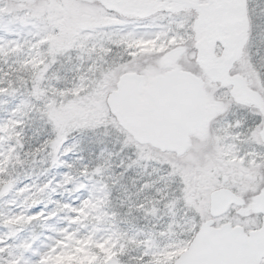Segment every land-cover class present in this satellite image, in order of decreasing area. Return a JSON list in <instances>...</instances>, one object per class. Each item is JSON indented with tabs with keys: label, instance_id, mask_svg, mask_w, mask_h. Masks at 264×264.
<instances>
[{
	"label": "snow or ice",
	"instance_id": "6c2138e0",
	"mask_svg": "<svg viewBox=\"0 0 264 264\" xmlns=\"http://www.w3.org/2000/svg\"><path fill=\"white\" fill-rule=\"evenodd\" d=\"M55 6L56 0H24L26 13L20 22L28 26L32 39L23 44H0V55L12 50L7 44L20 51L28 45L19 70L27 73L25 88L31 86L27 97L0 122V136L15 124V143L23 147V117L38 116L48 133L43 145H50L53 154L63 144L76 146L79 141L85 147L100 148V162L80 167L78 183L71 171L63 174V186L72 182L76 188L77 203L52 200V208L36 211V201L28 204L27 210L21 209L18 215L26 217V223L49 221L60 210L67 211L68 224L57 230V237L46 236L54 243L44 251L35 245V238L20 235L22 225H12L10 217L0 219V228L7 229L0 231V264H49L70 231L77 238H87V233L81 234L72 225L81 223L76 217L89 203L98 204L100 218L115 225L117 213H107L116 179L107 171L114 154H127V159L121 160L125 167L146 170L148 179L135 198L127 201V212L142 216L149 230L129 236L114 227L99 238L94 264H124L121 256L126 245L113 247L109 254L100 250L102 240L110 237L135 244L139 254L131 258L133 264H264V0H100L106 16L91 29L94 39L76 41L72 87L88 84L79 94L86 97L94 89L102 90L114 74L119 77L128 72H135L142 83L151 65L138 67L141 56L152 58L156 67L162 65L167 75L157 82L152 102L161 110H179L173 134L181 143L163 152L156 148L151 154L125 139L106 97L104 105L111 122L85 123L69 130L56 118L61 100L79 98L64 95L56 83L64 79L58 75L57 60L66 55L55 43L58 22L38 15ZM196 30L205 33L203 44L195 43ZM189 57L190 62L185 63ZM34 58L39 62L35 68L29 65ZM66 59L73 58L66 55ZM8 75L0 68V85ZM126 90L122 82L120 93ZM0 94H8V89L0 87ZM115 133L118 147L110 150L107 145ZM57 161L54 155L53 165ZM143 161L151 162L150 171ZM74 165L67 167L72 170ZM90 179L92 190L85 183ZM10 190L24 194L23 186L17 188L9 182L0 187V196ZM10 239L18 243L13 246ZM222 241L230 246L219 247ZM177 247L188 251L166 258Z\"/></svg>",
	"mask_w": 264,
	"mask_h": 264
},
{
	"label": "trees",
	"instance_id": "16d2710c",
	"mask_svg": "<svg viewBox=\"0 0 264 264\" xmlns=\"http://www.w3.org/2000/svg\"><path fill=\"white\" fill-rule=\"evenodd\" d=\"M1 5L2 4L0 3V7ZM13 15L16 17H22L23 12L15 9L13 10L12 16ZM2 33L3 31H0V34ZM14 35V33L10 32V34H5L4 37L0 36V38L14 41ZM31 39L32 37L27 40ZM25 40L26 38L19 42L23 44ZM10 45V49L12 50L7 51L6 55H0V68H3L10 73V75L4 78L5 83L0 85V87L8 89V97L4 104L6 107L0 106V115H4V113L7 112L8 114L1 122L10 116L14 105H16L21 99L27 97V89L23 83L27 73L19 69H21V62L28 53L29 48L27 44H24L23 51H20L19 49H14L12 44ZM17 50H19V52H17ZM61 63H63V67L60 66ZM74 63L75 56L72 60L65 58L62 59V56L59 57L57 60V67L59 68L58 75L66 79L69 74V78H73L75 76V71L72 70ZM29 65L33 68L38 67V58L29 61ZM25 67H28V65H25ZM14 69H17V71H14ZM62 70L64 73H62ZM62 82L63 79L56 82L58 88L59 86L62 87ZM20 132L22 133L20 139L22 140L23 147H20L15 143V140L17 139L15 124L9 127L5 135L0 136V155H3V160L0 161V185L12 178L18 181L19 179H26L30 176L37 178L38 182H44L50 179L53 175L58 176L69 171H71L73 181L78 183L81 180L80 167L85 164L91 167L100 162L95 155L97 150L87 148L81 153L74 149L68 154L57 155L58 164L53 165V156H48L46 154L47 148L50 145L47 147L43 145L44 135L48 133L43 128L38 116H33L32 119L23 117V124L20 128ZM60 160L66 161V163H59ZM67 164L75 165L72 170H70L67 167ZM124 167L125 166L121 161L111 158V167L107 171L109 177L114 176L116 178L112 185L111 203L107 209V213H117L115 225L111 221H106L105 219L100 218L98 215V204L93 202L85 205L81 208L80 214L76 217V220L81 221V223L73 224L72 228L78 229L81 234L87 233V238H77L70 231L60 243V253L51 257L49 264H94L97 255L94 249L98 245L99 238L107 236L114 227H117L120 232H127L129 236L133 233L140 232L141 229L144 232L149 230V228L145 226L146 221L143 220L142 216L136 217L135 214L132 216L127 212V201L135 198L137 189L148 179V177L145 175L135 176L136 172L131 174L129 171H124ZM92 179L85 181V183L89 184L90 190H92ZM79 199H82V197H79ZM52 200L68 201L73 204L77 203L78 195L74 184L69 182L66 186H57L56 189L48 192L45 195V198L40 200V203L46 205L47 208H52ZM107 213L105 215H107ZM67 216V211L60 210L58 215L52 220L26 224L22 228L20 235L28 239L35 238V245L42 250L48 245L54 243L53 240L46 239V236L57 237L59 235L57 230L64 228L68 224ZM139 238L143 239L142 233ZM11 241L13 246L18 243V240L16 239H11ZM161 243L163 242L161 241ZM118 245H126L124 246V254L121 256V261L124 262V264H133L131 258L139 254V249L133 243L110 237L102 240V243H100V250L105 254H109L111 253L112 248ZM183 248L184 247L175 248L172 252L167 254L166 258L170 259L177 256Z\"/></svg>",
	"mask_w": 264,
	"mask_h": 264
},
{
	"label": "rangeland",
	"instance_id": "374dc122",
	"mask_svg": "<svg viewBox=\"0 0 264 264\" xmlns=\"http://www.w3.org/2000/svg\"><path fill=\"white\" fill-rule=\"evenodd\" d=\"M0 3L2 4L0 7V31H3L0 36L4 37L5 34H10L11 32L15 34L14 41H21L24 38L30 39L31 36L28 35V26H25L20 22L21 16H12L13 10L15 9L17 11H22V16L25 15L26 8L23 7L24 0H0ZM56 3L57 6L51 9H45L43 13H38V15H46L53 22H58V31L54 33L56 46L64 49L66 55H71L72 58L74 56L76 57V41L82 40L87 42L88 40L94 39V34L91 29L100 25L104 21L106 13L101 7L95 4L93 0H63V3H59V0H56ZM8 40L10 39L6 40V38H0V44L1 42L2 44H5ZM10 47V44L6 45V48L10 49ZM145 47L151 46L146 45ZM17 52H19V50H17ZM66 55H62V59H66ZM189 62L190 57L185 61V63ZM144 64L151 65V70L146 72L148 77L159 73L162 66L156 67L150 57H139L137 66L141 67ZM81 70L83 71V69ZM62 73H64L63 70ZM69 77L70 76L68 74L66 79H63V82L61 83L62 87L59 86V90L62 91L64 95L71 93L74 97H78L79 99L78 101L74 99L68 102L61 100L60 107L55 114L56 118L68 126L69 130L73 127H79L85 123L92 124L95 122H105L106 120L111 122L112 117L108 116L104 100L105 97L107 98L108 94L114 89L118 77L114 74L112 79L106 83V86L102 90L97 91L94 89L86 97H80L79 94L81 91L88 88L89 85L83 84L79 88L73 89V78L70 79ZM30 87L31 86L29 85V89ZM29 89H27V91ZM7 97L8 94H0V106L6 107L4 104L6 103ZM7 114L8 112L4 113V115H0V122ZM122 130L125 133V139H127L130 143H137L126 130L123 128ZM117 135L118 133L112 135L111 142L107 145L108 149L113 150L114 146L118 147V145H116ZM139 146H141L142 150H145L148 154H151L156 149L152 146ZM65 148L68 149V154L74 149L81 153L84 149L89 147H85L83 144H80L79 141H77L76 146H73L72 142H68L63 144V147L58 148L55 154L52 153L51 146H49L46 154L48 156L55 155L56 157L57 155H64L66 154L64 151ZM95 149L97 150L95 155L99 159L101 149ZM112 158L119 161L126 160L127 154L123 157H117L114 154ZM142 164L148 165V170H151L150 161H143ZM124 171H129L131 174L136 172L135 176H147L146 170L141 166H133L132 168L124 167ZM62 177L63 174L58 176L53 175L50 179L44 182H38L37 178L31 176L26 179H19L18 181L14 178L10 179L9 181H12V185H15L17 188L21 186L24 187V194L10 190L0 198V214H2L0 215V219L4 216L10 217V223L12 225H22L23 228L28 223H26V217L18 215L21 212V209L23 208L24 210H27V205L36 201L39 203L35 206L34 210L39 211L40 209L47 207L46 205L40 203V200L45 198V195L48 192L56 189L57 186H63ZM49 181H51L49 189H47L46 192H41L43 185L46 183L48 184ZM1 186L2 184L0 187ZM14 213L16 215H14ZM0 231H7V229L0 228ZM9 243L12 244L11 239L9 240ZM44 250L45 248L41 251Z\"/></svg>",
	"mask_w": 264,
	"mask_h": 264
},
{
	"label": "water",
	"instance_id": "95a60500",
	"mask_svg": "<svg viewBox=\"0 0 264 264\" xmlns=\"http://www.w3.org/2000/svg\"><path fill=\"white\" fill-rule=\"evenodd\" d=\"M217 23H223V21H217ZM205 38L206 36L197 45L203 44ZM166 75L167 73L153 79L154 86L148 92L151 97L154 94L157 82ZM142 80V83L136 80L135 72L124 73L120 76L117 88L108 97V104L112 106L113 112L116 113L117 121L131 132L141 144H152L162 151L178 147L181 141L174 136L173 128L175 120L179 116V110H161L149 100L150 98L142 99L141 94L146 83L144 77ZM122 82L127 87L124 94L120 93ZM4 185H9V183ZM48 188L49 183L44 186V189ZM236 227L241 228L242 226L237 225ZM218 246L227 248L230 246V242H218ZM187 251L186 248L179 256H183Z\"/></svg>",
	"mask_w": 264,
	"mask_h": 264
},
{
	"label": "flooded vegetation",
	"instance_id": "af4514ba",
	"mask_svg": "<svg viewBox=\"0 0 264 264\" xmlns=\"http://www.w3.org/2000/svg\"><path fill=\"white\" fill-rule=\"evenodd\" d=\"M94 2L99 6V0H94ZM103 9V8H102ZM104 10V9H103ZM197 18L199 19V15H198V10H197ZM195 29V25L193 26ZM205 33L200 31V30H196V35H195V43H198L203 37H204ZM163 67V66H162ZM161 67V68H162Z\"/></svg>",
	"mask_w": 264,
	"mask_h": 264
}]
</instances>
